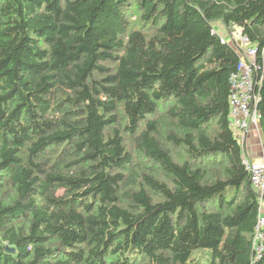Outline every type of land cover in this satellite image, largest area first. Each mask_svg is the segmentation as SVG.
<instances>
[{"label": "trees", "instance_id": "16d2710c", "mask_svg": "<svg viewBox=\"0 0 264 264\" xmlns=\"http://www.w3.org/2000/svg\"><path fill=\"white\" fill-rule=\"evenodd\" d=\"M214 25L264 68V0H0V264H264Z\"/></svg>", "mask_w": 264, "mask_h": 264}, {"label": "built area", "instance_id": "2783aa9c", "mask_svg": "<svg viewBox=\"0 0 264 264\" xmlns=\"http://www.w3.org/2000/svg\"><path fill=\"white\" fill-rule=\"evenodd\" d=\"M230 43L238 54L239 63L236 72L229 77L230 93L229 126L238 136V142L243 149L242 164L249 175V182L257 194L258 219L253 239V249L256 257L264 255V161L254 162L247 154L245 139L247 127L251 123L259 126V114L256 111L258 95L257 75L262 74L263 65L258 60V51L251 46L243 35L231 36ZM221 41H226L221 38ZM262 54V53H261ZM260 58V56H259ZM251 126V125H250ZM249 126V127H250Z\"/></svg>", "mask_w": 264, "mask_h": 264}, {"label": "rangeland", "instance_id": "374dc122", "mask_svg": "<svg viewBox=\"0 0 264 264\" xmlns=\"http://www.w3.org/2000/svg\"><path fill=\"white\" fill-rule=\"evenodd\" d=\"M217 27V25H214V29L216 30V32L227 42H231V36L236 38L238 35H240L239 29L237 28L233 29L231 32H228L223 26L220 30ZM250 125V127H247L245 139V147L247 148V154L249 155L250 159L254 162L264 161V140L261 136L260 126L255 125V123H251ZM193 258L194 261L198 263L206 262L208 261V254L207 252L196 253Z\"/></svg>", "mask_w": 264, "mask_h": 264}, {"label": "water", "instance_id": "95a60500", "mask_svg": "<svg viewBox=\"0 0 264 264\" xmlns=\"http://www.w3.org/2000/svg\"><path fill=\"white\" fill-rule=\"evenodd\" d=\"M5 250H6L7 252H14L13 249H9L7 246L5 247Z\"/></svg>", "mask_w": 264, "mask_h": 264}, {"label": "crops", "instance_id": "0c3cea01", "mask_svg": "<svg viewBox=\"0 0 264 264\" xmlns=\"http://www.w3.org/2000/svg\"><path fill=\"white\" fill-rule=\"evenodd\" d=\"M218 27V29L220 30L221 28H222V26L221 25H217ZM227 30V29H226ZM228 31V30H227ZM254 157V156H253Z\"/></svg>", "mask_w": 264, "mask_h": 264}, {"label": "bare ground", "instance_id": "6f19581e", "mask_svg": "<svg viewBox=\"0 0 264 264\" xmlns=\"http://www.w3.org/2000/svg\"><path fill=\"white\" fill-rule=\"evenodd\" d=\"M243 154V153H242ZM256 154V153H255ZM261 158V157H260ZM258 217V216H257Z\"/></svg>", "mask_w": 264, "mask_h": 264}]
</instances>
